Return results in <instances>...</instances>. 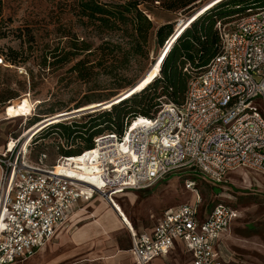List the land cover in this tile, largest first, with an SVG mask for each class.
<instances>
[{
	"label": "built area",
	"instance_id": "1",
	"mask_svg": "<svg viewBox=\"0 0 264 264\" xmlns=\"http://www.w3.org/2000/svg\"><path fill=\"white\" fill-rule=\"evenodd\" d=\"M218 30L221 52L190 79L182 105L166 103L122 135H98L90 150L61 157L54 166L47 165L46 154L29 160L32 141L23 145V134L0 143V264L35 256L81 200L99 196L117 209L115 194L151 188L180 172L213 184L238 169L264 176V114L255 103L264 104V6L219 21ZM87 155L97 168L78 169L74 159ZM69 161L74 171L64 170ZM186 187L196 203L167 209L150 230L130 227L137 262L150 264L182 240L192 264H239L219 244L237 209L218 203L204 215L195 181Z\"/></svg>",
	"mask_w": 264,
	"mask_h": 264
},
{
	"label": "rangeland",
	"instance_id": "2",
	"mask_svg": "<svg viewBox=\"0 0 264 264\" xmlns=\"http://www.w3.org/2000/svg\"><path fill=\"white\" fill-rule=\"evenodd\" d=\"M99 1L115 3L118 0ZM146 1L152 13L150 16L155 31L168 23H172L177 31L183 22L218 2L217 0H197L195 7L185 12V9L167 8L164 4L171 0ZM80 5V0H0V92L9 89L16 96L0 107L1 143H5L11 137L18 138L28 133L39 124L45 128L49 123L60 119L65 120L63 123L68 125L74 121L86 123L90 118L88 115H83L88 112L85 110L100 106L96 109L99 110L109 106L119 98L121 99L120 94L123 90L129 91L150 71L156 69L163 55L164 45L160 46L154 35L147 55L133 59L127 67L119 71L117 78H112L101 71L91 78L81 79L76 72L70 70L76 60L67 64L59 63L58 60L54 61L52 55L54 52L61 54L72 50L75 36L80 40L85 39L93 48L110 38L106 30L91 22L88 17L81 15ZM263 6L264 2L252 8L257 9ZM211 13L218 14L217 17L222 16L221 20L229 23L244 11L230 7L226 11ZM219 13L222 14L219 15ZM112 39L117 40L116 36ZM9 49L18 51L17 64L7 60L5 54ZM97 59L98 54L91 55L89 58L91 62H97ZM46 60L47 65H44ZM255 103L258 106L257 109L264 114L263 102L255 99ZM79 106L82 107L75 109ZM52 112L55 114L51 115ZM102 112L104 111L94 114ZM46 116L48 117L44 120L33 124ZM141 121L140 119L139 122ZM107 131L108 129H105V132ZM49 132L51 129L46 133H40L39 138H33L32 157L42 150H47L50 154L48 163L53 164L59 157L60 150L63 149L61 146L64 145L66 149H70L83 144L81 141H77L76 144L68 143L64 138ZM45 134H47L46 137H44ZM88 155L87 158L74 159L78 169L91 168L93 163L88 159ZM68 168L74 169L71 164ZM190 180L195 181L197 185L202 201L200 211L204 215L218 203L228 204L237 209L238 217L225 233L226 241L236 262L264 264V176L253 170L232 171L227 175L226 181L218 184L205 181L195 172H180L160 180L151 188L128 191L117 196L115 194V206L125 221L118 218L115 211L107 208L101 197L95 196L77 208L79 212L74 219L76 225L70 230L68 228L64 231L62 228L63 231L60 233L71 236L84 225L92 227L93 223L98 222L101 225H96V228L101 231L105 228L106 231L103 236L97 235L95 240H90L88 243L100 240L109 244L117 236L120 249L126 247L128 243L131 246L130 227L133 232L139 233L153 226L167 209L186 203H196L193 192L186 187ZM104 209L109 211L105 212ZM112 209L114 210L113 206ZM110 211L121 222L118 219L113 220ZM111 220L113 221L110 223ZM96 228L94 225L90 229L91 232L95 233ZM120 230L125 231L120 233ZM58 241L59 239H55L32 258L16 264H48L55 261L56 264H112L107 260L108 254L97 259L80 257L61 259L62 252L69 246L56 249L55 244ZM43 249L44 252H42ZM171 257V264H189L188 255L180 249L172 252Z\"/></svg>",
	"mask_w": 264,
	"mask_h": 264
},
{
	"label": "trees",
	"instance_id": "3",
	"mask_svg": "<svg viewBox=\"0 0 264 264\" xmlns=\"http://www.w3.org/2000/svg\"><path fill=\"white\" fill-rule=\"evenodd\" d=\"M80 1L81 15L88 17L91 22L110 34V38L105 39L96 48H93L85 39L80 40L75 36L71 46L72 50L64 51L61 54H57V52L52 54L54 61L58 60L59 63L67 64L76 60L70 70L76 72L81 79L91 78L101 71L112 78H117L119 71L127 67L133 59L147 55L153 35L156 36L160 46L164 45L163 55L153 71L154 77L151 80L129 92L123 99L121 98L102 109L83 114L90 118L86 123L74 121L68 125L63 123L65 120L60 119L42 128L34 137L39 138L40 133H46L51 129L49 133L64 138L68 143L76 144L77 141H81L83 144L70 149H66L64 145L61 146L63 149L60 148L61 153L53 164L48 163L50 154L47 150H42L32 157L33 146L30 144L29 160L31 162H35L40 155L46 154L47 165L54 166L61 157L79 156L90 150L93 147L94 138L98 135L111 132L122 135L140 119L153 118L164 104L182 105L186 99L190 79L204 71L210 61L221 52L218 22L222 21V16L217 17L218 14L211 12L226 11L230 7L246 11L252 6L264 2V0H217V4H212L193 15L182 30L175 35L177 28L174 29L172 23L164 24L155 31L150 16L152 13L146 0H118L115 3H101L99 0ZM196 1L171 0L164 5L175 10L185 9L186 12L195 7ZM142 4L150 14L142 9ZM221 14L219 13V15ZM113 36H116L117 40H113ZM169 45L170 48L166 50ZM96 54H98L97 62H91L90 56ZM5 55L12 64L18 63L17 50L9 49ZM44 65H47V60ZM125 91L127 89L122 92ZM14 95V92L9 89L0 92V107L15 98ZM80 107L82 106L75 109ZM100 111L104 112L94 114ZM53 114L55 113L52 112L51 115ZM47 117H43L33 124ZM105 129L108 131L105 132ZM32 142H34L33 139Z\"/></svg>",
	"mask_w": 264,
	"mask_h": 264
},
{
	"label": "crops",
	"instance_id": "4",
	"mask_svg": "<svg viewBox=\"0 0 264 264\" xmlns=\"http://www.w3.org/2000/svg\"><path fill=\"white\" fill-rule=\"evenodd\" d=\"M128 191H136V190H127V191H124V192H128ZM124 192L118 193V194H116V196L120 195V194H122ZM89 201H85V200L79 201L77 206L73 209L72 213L70 214L66 225L63 227L64 231L66 229H68V228L70 230L76 225L74 223V219L77 218V215H78V212H79V211H77L78 210L77 208H79V206L82 203L89 202ZM104 203L106 204V206L108 208L110 206V208L112 209V206L106 200H104ZM104 211L106 212V211H109V210H105L104 209ZM113 211H115V210H113ZM109 213H110L111 216H113L112 217L113 220L118 219V218H116L114 213H112L111 211ZM107 215H109V214H107ZM113 220H111L109 222L111 223ZM92 225H93L92 227L89 226V225H84L83 227H81L77 231H75L73 234H71V236H69V235L67 236L65 234L62 235V233H60L61 231H63L62 229L58 232L57 236L54 238V240L55 239L56 240L59 239V241L55 244L56 249H60V248H63L65 246H67V247L69 246V248H67L66 250H64L62 252L61 259H64V257H70L72 259L79 258V257L80 258H86V259H97V258H100L102 255L106 256L108 254L107 255L108 256L107 260L110 261L112 264H139L137 262L135 256H134L132 250H131L132 240H133L132 234H131V246L129 245L130 243H128V245L126 247L122 248V249L119 248V245H118V242H117V236H116V238L114 240H111V242L109 244H105L104 242H102L100 240H97L96 242L88 243V242H90V240H95L94 238H96L97 235H100L99 237L103 236L104 232L106 231L105 228H103L104 231H101V230H99V228H96V225H101L98 222L93 223ZM94 225H95V228H96L95 230H97V231H95V233L91 232V230H90V229H92L94 227ZM122 225H124V224H122ZM124 226L127 227L126 225H124ZM153 226H151L150 228H148L146 230L152 229ZM146 230H143V231H146ZM124 231L125 230H120V233H122ZM127 242H129V241L127 240ZM219 244H220V247L224 251L228 252L232 256L233 252H232L231 248L228 246L225 234H223L220 237ZM48 245H50V244H48ZM48 245H46V246H48ZM178 249L182 250L183 252H185L188 255L189 264H192L191 251H190L189 247L182 240H177L175 242V247L167 255L160 256V257L154 259L150 264H171L172 263L171 262L172 261L171 260V258H172L171 257V253L174 252L175 250H178ZM44 251L45 250L43 249L42 252H44ZM64 252H65V254H64ZM234 260L236 262L235 258H234ZM56 263L57 262L55 261L53 263H48V264H56Z\"/></svg>",
	"mask_w": 264,
	"mask_h": 264
},
{
	"label": "bare ground",
	"instance_id": "5",
	"mask_svg": "<svg viewBox=\"0 0 264 264\" xmlns=\"http://www.w3.org/2000/svg\"><path fill=\"white\" fill-rule=\"evenodd\" d=\"M188 21V20H187ZM187 21L176 31V33H175V35L176 34H178L181 30H182V28L185 26V24L187 23ZM174 35V36H175ZM170 48V45L168 46V47H166V50H168ZM157 73H159V72H157ZM154 77V73H153V70L152 71H150L143 79H141V81L135 86V87H133L132 89H130L129 91H128V93L129 92H131L132 90H134L135 88H137V87H140L144 82H146V81H149V80H151L152 78ZM126 92V91H125ZM127 93V94H128ZM124 94V93H123ZM125 95V94H124ZM123 95H121V97H122ZM100 106H97V107H92V108H89V109H87V110H85V112H89V111H92V110H96V109H98ZM80 112H82V111H80ZM45 126V125H44ZM43 128V125L42 124H39V125H37L36 126V128H34V129H32V130H30L28 133L26 132V133H24L23 135H22V141H23V145H25V146H28L29 144H30V142L32 141V139L34 138V136L41 130ZM70 163V162H69ZM71 164V163H70ZM69 164V165H70ZM94 168H97V165H95V164H92V166H91V168L90 169H94ZM64 170H70V171H74L75 169H70V168H68V167H64ZM109 203H110V201H109ZM112 206V205H111ZM108 208V207H107ZM109 209H111L110 208V206H109ZM112 211H113V209H111ZM114 210H115V214H116V216L118 217V218H121V220H123V221H125L124 219H122V215H121V213H120V211H119V209L117 208H114Z\"/></svg>",
	"mask_w": 264,
	"mask_h": 264
},
{
	"label": "water",
	"instance_id": "6",
	"mask_svg": "<svg viewBox=\"0 0 264 264\" xmlns=\"http://www.w3.org/2000/svg\"><path fill=\"white\" fill-rule=\"evenodd\" d=\"M127 92V91H126ZM126 92H124V93H126ZM123 95V94H122ZM125 95H127V94H125ZM125 95H123L121 98L123 99V97L125 96ZM120 99V98H119Z\"/></svg>",
	"mask_w": 264,
	"mask_h": 264
}]
</instances>
